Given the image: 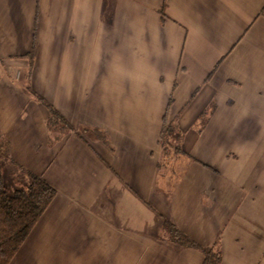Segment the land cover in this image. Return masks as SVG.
Segmentation results:
<instances>
[{
  "label": "crops",
  "instance_id": "0c3cea01",
  "mask_svg": "<svg viewBox=\"0 0 264 264\" xmlns=\"http://www.w3.org/2000/svg\"><path fill=\"white\" fill-rule=\"evenodd\" d=\"M0 165L8 264H264V0H0Z\"/></svg>",
  "mask_w": 264,
  "mask_h": 264
},
{
  "label": "trees",
  "instance_id": "16d2710c",
  "mask_svg": "<svg viewBox=\"0 0 264 264\" xmlns=\"http://www.w3.org/2000/svg\"><path fill=\"white\" fill-rule=\"evenodd\" d=\"M56 116V112H52ZM174 124L162 125L159 143L163 154L180 151ZM0 165V264H8L30 229L45 210L55 190L41 177L28 174L29 182L8 191L2 179ZM172 242L185 247H195L182 232L167 222H162ZM204 264H219V257L211 250L200 248Z\"/></svg>",
  "mask_w": 264,
  "mask_h": 264
}]
</instances>
